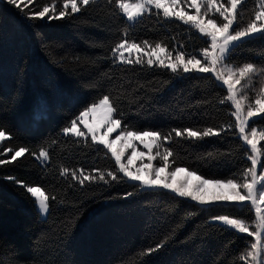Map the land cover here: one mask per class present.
<instances>
[{
    "label": "trees",
    "instance_id": "16d2710c",
    "mask_svg": "<svg viewBox=\"0 0 264 264\" xmlns=\"http://www.w3.org/2000/svg\"><path fill=\"white\" fill-rule=\"evenodd\" d=\"M63 3L23 0L17 9L0 0V131L9 134L0 142V161H8L0 163V264H247L240 256L253 238L212 222L225 209L207 211L167 191L141 189L116 171L103 146L63 133L108 95L125 127L172 134L165 144L173 151L171 169L185 167L209 179L242 178L251 161L230 102L221 103L225 87L210 74L177 75L146 60L118 63L111 52L127 39L198 55L205 47L199 33L153 8L129 23L112 0H91L63 19L28 18L30 10L55 5L59 11ZM258 4L241 0L236 27L246 26ZM228 62L264 67V38L245 40ZM255 119L264 129V121ZM208 127L221 134L194 140L172 132ZM20 147L29 152L12 160ZM41 149L49 153L43 163L36 159ZM84 175L93 179L82 186ZM28 186H42L50 197L45 219ZM228 214L249 224L255 220L250 205ZM157 244L164 247L149 254Z\"/></svg>",
    "mask_w": 264,
    "mask_h": 264
},
{
    "label": "snow or ice",
    "instance_id": "6c2138e0",
    "mask_svg": "<svg viewBox=\"0 0 264 264\" xmlns=\"http://www.w3.org/2000/svg\"><path fill=\"white\" fill-rule=\"evenodd\" d=\"M6 2L17 9H22L23 0H6ZM31 2L32 0H29V3ZM112 2L128 22L136 21L155 8L162 11L165 19L180 21L200 34L205 47L198 55H189L180 50L173 52L160 42L153 45L148 41L137 43L127 39L116 43L111 52L116 61L131 64L130 50H135L138 53L135 59L136 64H142L144 56H147L149 67L165 68L177 75L181 72L183 74H211L216 82H220L222 88L226 86V95L221 103L230 102L233 109L231 116L235 119V130L238 132V139L246 146L245 151L248 160L251 161V166L243 171L240 179H209L185 167L171 169L169 158L173 156V151L165 144L171 141L172 134L165 136L155 130L125 127L116 116L117 109L108 95H104L98 103L94 102L86 107L76 119L71 121L70 127L63 129L64 135L71 134L84 138L90 135L93 144L103 145V148L112 154L116 171L122 173L129 181H138L141 188L169 190L176 197L189 199L207 211L225 209L224 214H218L212 217V220L218 221L222 230L226 229L229 232L234 230L235 233H246L247 237H252L253 240L249 242L250 250L241 255L240 259L245 260L247 264H264V170H258L264 169V145L261 143L264 142V130H261L255 119L259 118V121H264V67L250 62H245L242 66L228 62L230 53L245 40H251L253 37L264 38V0H259L258 10L243 27H236L239 17L238 6L241 0H226V2L225 0H191L190 4L187 0H112ZM90 3L91 0H64L63 7L59 11L55 5H45L42 10L38 12L30 10L27 15L29 19H63L80 12L81 5L88 6ZM189 9L195 11L189 12ZM126 52L129 53L127 57ZM100 109H103L104 116L94 128L86 123L84 118ZM78 122L84 124L87 133L78 127ZM228 127L232 126L228 125ZM101 128L105 129L102 134ZM117 131L118 135L115 139L110 140V134ZM172 132L175 137L187 136L194 140L221 134L219 129L211 127L203 131L186 128L173 129ZM130 138L131 141L140 140L148 150L147 153L144 151L138 153L141 157L147 155L148 163L142 167H136L134 171L129 167L132 164L131 156L127 157L128 162L124 163L122 162L123 148L119 151L113 149L117 141L126 143ZM7 139H9V134L0 131V141ZM129 146L136 148L134 143H130ZM14 151L12 160L24 156L29 149L20 147ZM41 158L44 161L49 159V153L45 149H41L36 157L37 160ZM157 159L161 162L158 166L153 163ZM5 162L8 161H0V163ZM64 171L67 170H63L61 175ZM177 173L195 176L198 183L192 190L186 187V181L174 186L170 178ZM107 176L113 181L118 179L114 171H108ZM72 178H77L75 173ZM92 179L93 177L84 175L80 184L83 186L84 181ZM99 179L105 183L108 182L103 173L100 174ZM205 185L217 191L211 196L200 194ZM26 191L35 198L34 202L38 205L39 213L46 214L50 207V197L46 194V190L42 186H28ZM249 205L256 214L255 221L251 224L246 221L245 217L228 214L232 210L244 211ZM163 247V244H157L155 248L148 249V253H154Z\"/></svg>",
    "mask_w": 264,
    "mask_h": 264
},
{
    "label": "rangeland",
    "instance_id": "374dc122",
    "mask_svg": "<svg viewBox=\"0 0 264 264\" xmlns=\"http://www.w3.org/2000/svg\"><path fill=\"white\" fill-rule=\"evenodd\" d=\"M187 3H191V0H187ZM155 9V8H153ZM157 10V9H156ZM160 12H162L161 10H158ZM195 10L194 9H189V12H194ZM134 22V21H133ZM133 22H129V23H133ZM200 35V34H199ZM131 52V60L132 61H135L136 59V56L138 55V53L135 51V50H130ZM139 55H143V53H139ZM125 56H129V53H125ZM144 60L147 61V56H144ZM118 62V61H117ZM120 63V62H118ZM196 74V73H195ZM211 75V74H210ZM218 84H220V82H217ZM239 87V86H238ZM226 88V86H225ZM103 116H104V111L103 109H100L98 110L97 112L95 113H91L88 117L84 118L85 119V122L90 124V126L92 127H96L100 121L103 119ZM78 127L81 128L83 131H85L87 133V129L84 127V124H80L78 122ZM105 129L101 128L100 131H101V134L103 133ZM261 130H264V129H261ZM68 135H71V134H68ZM118 135V131L117 132H113L110 134L109 136V139H115V137ZM87 137H90V135H88ZM1 142V141H0ZM145 142H147L145 140ZM130 143H134L136 145V148L133 149V147L129 146ZM103 146V145H101ZM123 148L124 150V157L122 158V162L124 163H127V157L131 156L132 158V164L129 165L130 168H132V170L134 171L136 167H142L143 165H146L148 163V156L145 155L143 157L139 156L138 153L140 151H144L145 153H147V149L144 147V144H142L140 142V140H135V141H131V138L129 139V142H126V143H122L121 141H117V143L113 146V149L116 150V151H119ZM107 150V149H106ZM108 151V150H107ZM111 157H112V154L110 152H108ZM15 154V153H14ZM112 159L114 160V158L112 157ZM41 163L44 162V160L41 158L39 160ZM115 162V161H114ZM153 163L155 164V161H153ZM158 166V164H156ZM258 170H264V169H258ZM121 175H123L121 173ZM161 176H163L164 174H160ZM126 178V177H125ZM127 181H129L127 178H126ZM186 181V187L189 189V190H192V188H194V186L198 183V181L196 180L195 176H188L186 173H177L175 176H172L170 178V182L174 185V186H177L179 183L181 182H185ZM129 182H132V183H136L139 185V182H133V181H129ZM141 188V187H140ZM141 189H145V188H141ZM154 189H160V190H164V191H167L173 195H175L174 193L170 192L169 190H166V189H163V188H154ZM149 190H153V189H149ZM217 190L211 188L210 186L208 185H205L204 188H203V192L200 193L202 195H205V196H211L212 194H214ZM31 195V194H30ZM32 197V196H31ZM33 200L35 201V198L32 197ZM185 199L186 201H189V202H192V203H195L193 201H190L189 199H186V198H183ZM196 204V203H195ZM35 206H36V210L38 212V215L41 219H45L46 216H47V213L46 214H41L39 213V209H38V205L35 203ZM254 210V209H253ZM254 213H255V210H254ZM256 215V214H255ZM255 221V220H254ZM212 222H215V223H218V221H213ZM253 223V222H252ZM251 224V223H250Z\"/></svg>",
    "mask_w": 264,
    "mask_h": 264
}]
</instances>
